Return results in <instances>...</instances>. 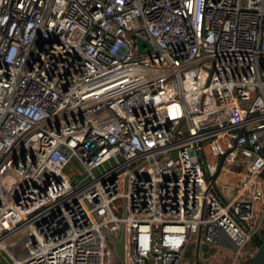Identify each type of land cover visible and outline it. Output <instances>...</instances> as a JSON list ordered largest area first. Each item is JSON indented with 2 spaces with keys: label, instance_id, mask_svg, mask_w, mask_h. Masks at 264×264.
<instances>
[{
  "label": "built area",
  "instance_id": "2783aa9c",
  "mask_svg": "<svg viewBox=\"0 0 264 264\" xmlns=\"http://www.w3.org/2000/svg\"><path fill=\"white\" fill-rule=\"evenodd\" d=\"M263 229L264 0H0L13 264H244Z\"/></svg>",
  "mask_w": 264,
  "mask_h": 264
},
{
  "label": "water",
  "instance_id": "95a60500",
  "mask_svg": "<svg viewBox=\"0 0 264 264\" xmlns=\"http://www.w3.org/2000/svg\"><path fill=\"white\" fill-rule=\"evenodd\" d=\"M132 35L135 36L134 33H132ZM137 38H138L137 42L139 45V51H142L143 46L147 44L148 41L147 39L142 38L140 36H138ZM262 231H264V229ZM200 238H201V229L199 231V236L197 240V247H196L197 254L199 253L200 248L206 250L205 255H208L209 252H215L217 250L216 246H210L207 241L201 242ZM193 245H194V241L190 244L189 248L185 251L186 256H190ZM114 247H115L117 254L125 262V231L124 230H122L121 236L119 238L114 239ZM193 264H199L198 259H196ZM245 264H264V240L258 246L254 254L250 258H248Z\"/></svg>",
  "mask_w": 264,
  "mask_h": 264
},
{
  "label": "rangeland",
  "instance_id": "374dc122",
  "mask_svg": "<svg viewBox=\"0 0 264 264\" xmlns=\"http://www.w3.org/2000/svg\"><path fill=\"white\" fill-rule=\"evenodd\" d=\"M73 164H77L75 161H72L71 163H70V165H68V167L70 168V166L71 165H73ZM77 166H78V164H77ZM203 166H204V168H205V171H206V175H207V177L209 178L210 177V175H209V172H208V170H207V168H206V164H205V162L203 163ZM102 167L101 168H99L98 169V172L99 171H102ZM234 175V174H233ZM219 181L220 182H223L222 180H221V178H219ZM223 201H225V199H223ZM264 236V235H263ZM17 252H19V250L17 249V247H13ZM256 248H255V243L252 241V239L250 240V241H248L246 244H245V246H244V248H243V250H244V256H246V255H249V253L250 252H253L254 250H255ZM255 252V251H254ZM254 254V253H253ZM252 254V255H253ZM197 257H198V255L197 254H194L193 256H192V260H196L197 259ZM215 258H217V257H215ZM245 258V257H244ZM200 263L201 264H204L205 262H204V260H203V258L201 257V259H200ZM0 264H13V257L10 255V253H9V251H7L6 249H3V248H0ZM117 264H119V261L117 260ZM245 264V263H244Z\"/></svg>",
  "mask_w": 264,
  "mask_h": 264
},
{
  "label": "crops",
  "instance_id": "0c3cea01",
  "mask_svg": "<svg viewBox=\"0 0 264 264\" xmlns=\"http://www.w3.org/2000/svg\"><path fill=\"white\" fill-rule=\"evenodd\" d=\"M233 174L234 173L230 170V168L227 167L226 169L221 170L220 174L218 175L216 190L224 197L225 200H228L239 193L237 189L230 183L233 178ZM219 178H221L223 182H220ZM247 193L248 192H246V194Z\"/></svg>",
  "mask_w": 264,
  "mask_h": 264
},
{
  "label": "trees",
  "instance_id": "16d2710c",
  "mask_svg": "<svg viewBox=\"0 0 264 264\" xmlns=\"http://www.w3.org/2000/svg\"><path fill=\"white\" fill-rule=\"evenodd\" d=\"M251 239L255 243V248L257 249L258 246L263 242L264 236L261 233H256L255 235L252 236ZM256 249L254 251H256ZM254 251L253 252H250L249 255L244 256L246 258V260L252 256V254L254 253Z\"/></svg>",
  "mask_w": 264,
  "mask_h": 264
}]
</instances>
